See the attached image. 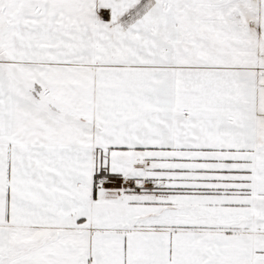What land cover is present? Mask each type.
<instances>
[{
    "label": "snow or ice",
    "instance_id": "6c2138e0",
    "mask_svg": "<svg viewBox=\"0 0 264 264\" xmlns=\"http://www.w3.org/2000/svg\"><path fill=\"white\" fill-rule=\"evenodd\" d=\"M0 264H264V0H0Z\"/></svg>",
    "mask_w": 264,
    "mask_h": 264
}]
</instances>
